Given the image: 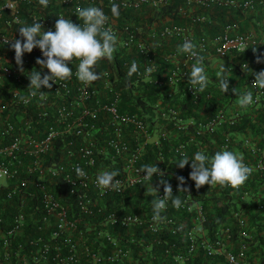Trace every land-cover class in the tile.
Returning a JSON list of instances; mask_svg holds the SVG:
<instances>
[{"label": "built area", "instance_id": "1", "mask_svg": "<svg viewBox=\"0 0 264 264\" xmlns=\"http://www.w3.org/2000/svg\"><path fill=\"white\" fill-rule=\"evenodd\" d=\"M256 2L264 5V0H48L44 7L39 0H0V264L120 261L129 249L121 243L123 234L114 227L108 231V224L143 225L156 234L152 242L185 230L186 250L172 253L173 264H186L200 251L216 264H264V143L258 139L264 130L253 136L247 127L232 128L239 113L230 105L208 111L211 93H196L188 84L196 61L178 51L185 40L195 43L214 83L215 60L224 63L252 45L254 36L234 32L231 24L206 35L200 24L207 20L205 12L216 5L227 12L246 11ZM113 4L119 6L118 17L111 13ZM89 6L109 17L105 27L117 36L114 58L99 62L100 79L88 86L76 77L79 61L74 60L70 80L50 81L51 89L42 86L43 99L39 91L32 96L29 76L49 70L36 63L46 59L38 47L23 54L24 71L19 70L10 47L14 39H23L19 28L39 21L45 31H55L60 16L82 24L76 10ZM133 61L138 72L129 76ZM122 76L127 79L123 85ZM254 78L247 76L244 85L253 93V106L264 111V90L252 86ZM152 83L157 89L150 105L131 111L135 100L129 99L120 108L124 90L134 95ZM222 150L240 155L253 169L251 176L238 191L218 185L197 189L189 176L191 158L198 151L211 157ZM184 156L189 163L181 169L176 162ZM144 165L163 171L173 197L181 200L175 207L181 214L166 211L174 207L171 199L161 213L163 221L153 219V209L146 214L131 209L135 200L126 197L145 201L151 197L145 195L147 186L158 188L155 200L164 195L160 177L144 179ZM76 167L87 174L85 179L77 177ZM103 171L119 173L114 180L121 182L120 191L101 192L96 177ZM141 187L144 191L137 193ZM110 195L120 196L113 208L105 205ZM209 211L215 218L208 219ZM90 231L92 238L86 236Z\"/></svg>", "mask_w": 264, "mask_h": 264}, {"label": "clouds", "instance_id": "2", "mask_svg": "<svg viewBox=\"0 0 264 264\" xmlns=\"http://www.w3.org/2000/svg\"><path fill=\"white\" fill-rule=\"evenodd\" d=\"M39 3L47 7L48 0H39ZM111 13L114 17L119 16V6L113 4ZM76 14L83 21L81 24L74 23L71 19H65L60 16L55 23V31L44 30L43 25L37 21L30 26H22L19 28V35L23 39H14L10 47L15 50V61L21 72L23 68V54L31 53L34 48H39L43 57L46 59L37 58L36 63L41 68H47L49 74L41 75L40 71H36L29 76L32 96L40 92L41 99L44 98L41 87L48 89L53 87L52 82L68 81L73 75L72 64L74 60L79 61L75 72L78 80L88 86L96 80L100 79V74L97 73L96 67L102 59L111 61L114 58V53L117 47V36L105 25L109 17L103 10L96 6L77 8ZM8 42V41H7ZM6 42V43H7ZM246 49V48H245ZM178 51L187 53L195 59V63L191 67L188 77V84L195 89L196 93L204 92L209 86V77L203 67L204 56L197 50V45L190 40H185L179 47ZM253 52L257 49L253 47ZM256 62H264V53L256 55ZM248 68V65L243 66V69ZM149 72L151 69L148 70ZM138 72V66L133 61L128 72L129 76ZM248 72V71H246ZM227 68L223 65L217 72L216 76L219 79V87L222 92L226 93L229 90V77L226 75ZM255 77L252 86L264 90V70L259 72H251ZM233 92H236L233 89ZM238 105L247 110L253 106L255 101L252 92L238 94ZM178 167L183 169L189 163V158L184 156L177 162ZM141 172H146L143 176L145 180L152 181L153 174L160 177V184L164 185V195L162 198L153 201V219L157 222L166 219L161 216V213L166 210L167 201L172 200L174 207H181V200L178 197H173L172 186L168 181L163 179V171L156 165H144ZM253 169L244 163L243 158L229 150L217 151L213 156L209 157L203 152H196L191 158L190 179L195 182L197 189L204 185L231 187L239 190L252 174ZM76 175L79 179H85L87 174L80 167L75 168ZM119 175L118 172L103 171L96 177L97 187L104 192L105 190L120 191V181L114 180V177ZM180 184L185 183V178L180 176L177 178ZM179 190H184L180 188ZM158 188L152 185L147 186L145 195H157Z\"/></svg>", "mask_w": 264, "mask_h": 264}, {"label": "trees", "instance_id": "3", "mask_svg": "<svg viewBox=\"0 0 264 264\" xmlns=\"http://www.w3.org/2000/svg\"><path fill=\"white\" fill-rule=\"evenodd\" d=\"M251 9L249 8L247 12L241 11L239 9L235 10L234 16L231 17V12H227V7L216 5L215 8L212 9V12H210L211 10L205 12L207 20L201 22L200 24L204 27L206 31L205 34L212 36L218 32H221V30L227 24H231L232 27L234 26V32H246L245 29H247V25L249 23H253L254 26L252 25L251 27L255 31V40H258V44L255 46H247L246 49L234 53L233 56L224 58V63L220 64L221 67L224 65L225 68H227L226 75L230 76L228 92H222L219 87V79L216 76V70H220L218 68L220 65L212 70L213 74L215 75V82L209 83L206 92L211 93L210 97L207 100V102L210 104L209 107H207L208 111H213L219 106L230 105L239 113L237 118L238 120L234 123L232 128L245 130V128L247 127L249 130H251V132L255 133L258 130L264 129L263 109L260 107L255 108L254 106H251L247 110H244L238 105V100L236 99L238 97V94H244L248 92L247 88L244 85V79L247 76L252 75L251 72H259L262 69L264 70V62H256V55L264 53V5L256 2ZM255 16L260 19L259 23H255L251 20ZM245 17L247 20L243 21ZM253 47L257 49L256 53L253 52ZM211 50L214 51V49L212 48ZM244 62L248 65V68L246 67L245 70L241 68V64ZM120 72L122 73L121 70ZM158 74L159 73H156V75ZM120 83L122 85L126 84L127 79L122 76ZM138 87L140 90L142 86L138 85ZM156 89L157 86L152 83L150 84L148 90L142 88L140 90L141 93L139 92L134 95H129L126 93L127 90H124L123 100L122 103H120V108H124L126 102L129 99L135 100V105L131 107V111H135L136 106H144L146 104L150 105L155 99L156 95H154V91ZM233 89H235L236 92H233ZM145 93H147L148 95H145ZM148 101L150 102L147 103ZM156 180L157 178L154 177L153 181ZM140 191L143 192L144 187L138 189L137 193H140ZM110 197H112V199L105 204L107 208H113L115 205V201L120 198V196L117 195H110ZM126 201H134L133 206L131 207L133 211H138L141 214H146L148 212H151V210L153 209V201H155V199L151 196L147 197V199L142 202V197L138 196L133 197L132 200H130V197H126ZM166 211L169 214H175L177 216L178 214H181L183 212L180 209H176L175 207H170ZM99 215H101V213H99ZM207 216L209 220L215 218V215H213L210 211L207 213ZM97 217L99 216L96 215V218ZM92 218L93 216H90V219ZM112 225L114 224H108L107 230L113 231L112 228L114 227L115 230L120 231V234H123L121 236L123 238V240H121V243L123 246L128 247L129 253L120 261H102L96 264H127L129 260L135 262V259H138L136 264H173L172 253L177 250L182 252L186 250V244L188 240L186 238L185 230L168 232L166 235H161L163 239L161 242H152V238H154L156 234L151 233L149 230H146L143 225H132L130 227ZM93 235L94 233L91 231L89 233L86 232V236L88 238H92ZM101 242L105 244L106 238L104 236L101 237ZM148 243H151L152 245L149 246ZM110 246V244L105 245L103 247L104 252H110ZM167 248H169V250H167ZM186 264H216V260L211 257H207L202 251H200L196 255H191L189 259H187Z\"/></svg>", "mask_w": 264, "mask_h": 264}, {"label": "crops", "instance_id": "4", "mask_svg": "<svg viewBox=\"0 0 264 264\" xmlns=\"http://www.w3.org/2000/svg\"><path fill=\"white\" fill-rule=\"evenodd\" d=\"M252 10V9H251ZM248 11V9L246 10V12ZM245 12V11H244ZM232 16H234V10H231V17ZM247 19H246V17L243 19V21H246ZM253 22H255V23H259V21H260V19L259 18H257L256 16L255 17H253L252 19H251ZM253 25V23H249L247 26V29H245V31L246 32H251V33H253V36H254V38H253V43H252V46H255V45H257L258 44V40L256 41L255 40V34H254V30H253V28L251 27ZM254 26V25H253ZM249 46H251V45H249ZM259 50H260V48H259ZM217 62V61H216ZM251 63H252V61H251ZM263 70V69H262ZM264 125V124H263ZM264 130V129H263ZM250 134H252L253 136H255V135H258L257 133H250ZM258 139L260 140V141H262L263 143H264V133L262 134V135H260V137H258Z\"/></svg>", "mask_w": 264, "mask_h": 264}, {"label": "rangeland", "instance_id": "5", "mask_svg": "<svg viewBox=\"0 0 264 264\" xmlns=\"http://www.w3.org/2000/svg\"><path fill=\"white\" fill-rule=\"evenodd\" d=\"M212 11H213V10H211L210 12H212ZM216 61H217V60H215L214 64H216V63H217L216 65H220V64H221L220 61H219V62H218V61L216 62ZM236 99L238 100L239 97H237Z\"/></svg>", "mask_w": 264, "mask_h": 264}]
</instances>
